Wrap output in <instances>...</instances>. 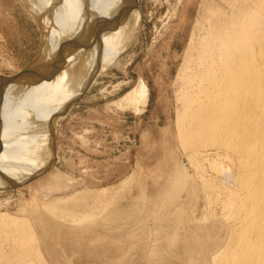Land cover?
I'll list each match as a JSON object with an SVG mask.
<instances>
[{
	"label": "bare ground",
	"instance_id": "6f19581e",
	"mask_svg": "<svg viewBox=\"0 0 264 264\" xmlns=\"http://www.w3.org/2000/svg\"><path fill=\"white\" fill-rule=\"evenodd\" d=\"M21 2L40 26L43 24L45 40L28 69L29 74L38 75L36 82L31 75L29 85L35 82L31 92L21 81L0 79V84L7 86L0 89V189L24 186L47 167L52 154L50 115L59 106L70 105L60 99L56 103L58 93L47 89L64 91L66 101H75L92 82L93 74L126 50L141 28L135 0ZM226 2L229 14L218 4L205 8L196 28L201 34H196L197 40L192 35L194 40L178 72L182 85L176 136L194 176L182 164L175 165L158 192V202L147 214L167 236L165 247L157 249L155 256L180 264H264V0ZM50 33L52 36H47ZM48 73L47 81L37 83ZM139 87L134 97L146 99V87ZM36 97V102H31ZM20 100L21 108L17 104ZM13 104L19 108L15 110ZM204 163H208L213 179L202 175ZM182 194L187 202L180 200ZM200 197L209 214L214 205L220 208V220L210 226L198 227L190 215L192 202ZM88 199L54 201L40 210L51 221L62 218L81 225L77 236L96 229L100 220L93 221V216H105L113 223L138 218L142 212V206L117 209L114 202ZM162 211L172 212L173 218L166 220L160 215ZM214 213L210 216L217 219ZM0 218L8 222L2 227L7 242L15 248L13 254L0 256V264H46L38 249L31 246L35 239L24 229V222L13 224L4 216ZM39 226L44 237L50 234V227Z\"/></svg>",
	"mask_w": 264,
	"mask_h": 264
},
{
	"label": "rangeland",
	"instance_id": "374dc122",
	"mask_svg": "<svg viewBox=\"0 0 264 264\" xmlns=\"http://www.w3.org/2000/svg\"><path fill=\"white\" fill-rule=\"evenodd\" d=\"M224 1L135 0L134 8L141 23L137 38L120 55H114L116 58L111 57L98 74H93L95 80L87 90L75 101H66L64 91L47 89L58 93L54 98L56 103L60 99L70 104L65 108L59 106L50 115L52 154L47 167L24 186L0 189V216L13 224L24 222V229L35 239L31 246L38 249L46 264H180L171 258L169 262L168 258L155 256L157 249L165 247L167 236L166 231L163 233L158 228L155 218L147 214H151L153 204L158 202V192L175 165L182 164L194 176L176 136L177 114L181 109L177 100L182 85L179 73L191 42L197 40L196 34H201L200 28H196L205 15V8L218 4L229 14L227 0ZM39 22L21 0H0V79L15 80L17 84L21 81L26 89L31 80L36 82L38 75L29 74L28 69L39 56L45 40L43 24L40 26ZM45 55L40 58V65ZM48 74L38 78L37 83L42 79L47 81L51 76ZM0 85V89L5 87ZM141 85L147 89L146 99L134 97ZM131 97L133 101L128 103ZM36 100L37 97L31 102ZM17 104H13L15 110L19 108ZM202 165L204 178L213 179L208 163ZM89 196L94 202H114L112 206L117 209L142 206L143 213L138 218H124L117 223H109L105 216H93V221L100 220L94 226L96 229L77 236L81 225L62 218L51 221L40 210L54 201L68 203L86 200ZM191 206L190 215L198 227L220 220L219 206L210 208L218 217L213 219L210 216L213 212L208 213L209 208L201 197ZM172 214L160 212L166 220L172 219ZM139 218L141 224H138ZM1 219L0 256H3L13 254L15 248L7 242L2 227L8 222ZM40 224L50 227L46 237ZM225 237L226 231L221 233V238Z\"/></svg>",
	"mask_w": 264,
	"mask_h": 264
}]
</instances>
